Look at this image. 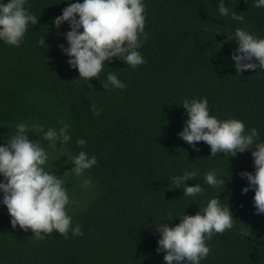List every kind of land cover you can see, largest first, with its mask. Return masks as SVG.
Here are the masks:
<instances>
[{
	"label": "trees",
	"instance_id": "16d2710c",
	"mask_svg": "<svg viewBox=\"0 0 264 264\" xmlns=\"http://www.w3.org/2000/svg\"><path fill=\"white\" fill-rule=\"evenodd\" d=\"M68 3L26 0L37 24L28 25L19 47L0 41V143L19 122L57 129L69 124L68 143L47 149L48 170L63 175L73 201L68 211L82 233L69 230L63 238L54 230L38 240L30 229L13 228L0 205V264H165L164 253L156 251L158 223H179L176 216L195 214L213 197L228 204L233 227L206 240L210 251L200 264H264V214L255 212L254 191L241 193L247 181L239 172L254 171L251 151L209 157L205 142L197 143V151L177 136L186 119L182 101L206 97L211 115L238 118L245 131L256 127L257 140L264 141V71L237 73L230 57L237 45L228 39L237 27L264 37V8L253 0H225L244 17L237 21L220 16L219 0H145L148 38L139 51L146 62L133 68L113 56L87 82L58 47L67 46L62 33L68 24L57 29L52 23ZM111 70L125 87L110 81L103 86ZM78 138L86 144L78 146ZM29 139L37 136L30 132ZM81 147L97 157L83 174L93 181L86 188L80 186L83 177L68 172L73 164L65 163L67 157H59L78 154ZM193 169L197 177L186 183L199 182L204 191L184 196V186L176 188L168 177ZM210 169L224 185L204 182ZM169 217L176 218L164 220Z\"/></svg>",
	"mask_w": 264,
	"mask_h": 264
},
{
	"label": "clouds",
	"instance_id": "9594fccd",
	"mask_svg": "<svg viewBox=\"0 0 264 264\" xmlns=\"http://www.w3.org/2000/svg\"><path fill=\"white\" fill-rule=\"evenodd\" d=\"M253 3L257 8H264V0H253ZM25 4L26 0H0V41L19 47L28 25L37 24L38 18ZM145 8V0H69L52 23L57 29L65 22L68 24L69 30L62 33L67 46L61 43L58 47L67 57L69 67L78 71V79L84 78L89 82L90 78H97L105 67L104 62L113 56L126 61L133 68L146 62L139 51V46L148 38ZM218 12L221 17L244 20L243 16L225 5V0H219ZM228 39L234 40L237 45L230 53L237 73L257 68L264 71V37L237 27L233 37ZM41 43H45V40ZM216 46L218 48L222 44L217 43ZM108 81L115 87L126 86L117 70L107 73V81L103 84L105 88L109 86ZM180 105L185 109L186 119L177 136L193 149L198 151L197 143L203 141L210 146L209 157H217L218 153L234 157L246 150L251 151L254 171L239 172L241 178L247 181L241 193L254 191L255 212L264 214V141L257 140V128L245 131L244 122L238 118L218 119L211 115L206 97L185 98ZM91 107L96 114L99 113L100 109L95 104ZM69 127L67 123L57 129L19 122L6 142L0 143V205L6 206L13 228L30 229L38 240L46 239L54 230L63 238L68 237L69 230L73 235L82 233L79 223L73 225L68 211L73 201L63 175L57 176L55 171L48 170L47 149L49 146L62 149L71 139ZM30 132L37 139H29ZM57 141L61 145L59 148ZM76 144L83 146L86 140L78 138ZM61 155L67 157L65 163L73 164L68 172L78 178L83 177L80 186H91V176L83 174L96 163V154H89L81 147L78 154L69 156L61 152L59 157ZM196 177L197 172L193 169L185 170L180 175H170L168 179L169 184L176 188L184 186V196L194 197L204 188L199 182L190 186L186 181ZM204 182L218 186L224 185L225 180L217 175L215 169H210L204 175ZM176 217H179V223L170 226L162 223V220L155 228L159 233L156 251L164 253L165 264H200L210 251L206 240L231 229L234 220L228 204L222 205L216 197L210 198L195 214L189 215L184 211Z\"/></svg>",
	"mask_w": 264,
	"mask_h": 264
}]
</instances>
